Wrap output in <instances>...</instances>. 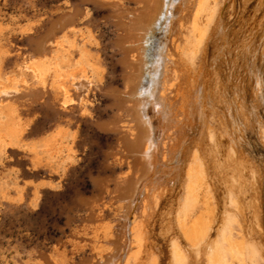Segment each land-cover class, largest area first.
<instances>
[{
	"label": "bare ground",
	"instance_id": "bare-ground-1",
	"mask_svg": "<svg viewBox=\"0 0 264 264\" xmlns=\"http://www.w3.org/2000/svg\"><path fill=\"white\" fill-rule=\"evenodd\" d=\"M88 1L110 6L118 30L123 90L112 91L118 110L100 127L117 135L110 155L126 171L95 181L97 194L83 202L84 226L88 227L84 229L93 233L99 228L106 203L117 212V224L111 226L115 231L103 241L101 254L93 248L76 262L38 252L26 264H161L159 257L146 261L143 253L148 252L146 243L159 207L169 195H175L176 202L163 221L178 241L186 243L183 251L176 247L174 252L185 257V264H244L252 230L243 210L232 216L225 213L221 180L237 169V151L227 134L228 125L236 127L247 116L258 120L260 107L264 110V77L258 66L260 57L264 62V39L256 46L259 35L264 37V0H241L239 11L237 0ZM79 9L61 11L51 22L47 37L55 38L58 31L72 27ZM44 41L37 40L36 55L48 52ZM210 45L217 54L212 61L219 56L229 59L227 84L219 72L207 75ZM32 58L31 54L29 60ZM19 67L36 77L29 61ZM57 79L65 103L74 102L75 97L78 108L81 93L94 84L82 70L60 73ZM249 81L255 83L257 101L252 102L257 106L248 108L245 84ZM29 86H0V103L29 91ZM258 122L264 140V124ZM229 200L228 205L233 206ZM231 222L235 225L229 228ZM80 236L75 237L85 240ZM172 243L175 246L176 241Z\"/></svg>",
	"mask_w": 264,
	"mask_h": 264
},
{
	"label": "rangeland",
	"instance_id": "rangeland-1",
	"mask_svg": "<svg viewBox=\"0 0 264 264\" xmlns=\"http://www.w3.org/2000/svg\"><path fill=\"white\" fill-rule=\"evenodd\" d=\"M237 3L239 11L241 0ZM75 7L80 9L74 27L48 38V28L57 15ZM111 13L110 6L88 0H0V86L16 89L26 84L33 88L0 103V264H26L38 252L78 262L93 248L101 254L103 241L115 231L111 226L117 224V212L109 203L99 228L93 233L86 231L83 203L97 194L98 178L108 179L126 171L110 155L117 135L100 127L118 110L112 91L123 90L121 52L116 45L118 30ZM233 20L230 27L237 18ZM261 35L256 46L264 39ZM37 40L46 41L47 53L36 55ZM213 50L210 45L207 75L219 72L227 84L229 59L219 56L212 61L217 56ZM31 54L34 58L29 60ZM260 59L258 66L264 77V62ZM26 61L35 69L36 77L20 69ZM58 68V74L82 70L94 83L92 89L81 93L80 108L75 97L74 102L65 103ZM254 87L252 81L245 84L248 108L257 101ZM229 91L234 92L233 85ZM263 111L260 107L258 120L264 124ZM61 120L65 123L58 122ZM258 120L247 116L236 127L228 125L227 134L237 151V169L221 180L225 213L232 216L243 210L252 230L244 264H264V140ZM175 202V195H169L159 207L146 243L148 252L143 253L146 261L159 257L161 264H185V257L174 252L176 247L183 251L186 243L178 241L163 221ZM226 214L225 221L229 218ZM82 234L85 240L75 237ZM173 241L178 243L173 246Z\"/></svg>",
	"mask_w": 264,
	"mask_h": 264
}]
</instances>
